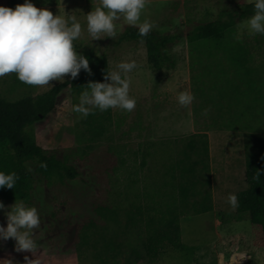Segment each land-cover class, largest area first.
<instances>
[{
  "label": "rangeland",
  "instance_id": "374dc122",
  "mask_svg": "<svg viewBox=\"0 0 264 264\" xmlns=\"http://www.w3.org/2000/svg\"><path fill=\"white\" fill-rule=\"evenodd\" d=\"M52 1L31 3L54 15L74 12L83 28L77 41L98 55L105 54L109 72L118 70L120 62H136L137 67L128 73L129 95L136 107L132 112L96 110L82 118L73 111L79 97L67 89L59 97L56 112L32 126L30 133L44 151L67 159L80 173L73 180L57 176L43 180L35 173V164L28 165L36 180L28 207H35L40 217L32 238L42 264H264V248L254 245L257 229L247 214L237 215L227 203L229 194L245 188L246 134L264 133V35L249 34L248 17L236 23L228 40L212 53L185 39L196 24L214 20L221 10L255 0H148L140 23L148 20L153 24L151 32L180 36L167 47L174 68L160 70L149 67L143 45L116 43L129 27L123 18L115 22V38L93 41L86 14L99 0ZM24 3L0 0V6L12 9ZM67 79L44 87L11 89L10 82L0 78V95L11 100L34 96ZM181 91L194 96L186 108L177 100ZM193 133H205L208 138L213 210L179 218L186 251L163 245L149 259L141 243L148 227L159 228L156 204L163 201L155 182L173 156L174 141ZM129 216H134L133 223H128ZM132 250L141 257L135 260ZM25 256L35 258L24 252L22 260L16 255L10 261L26 264ZM7 259L9 264L8 255Z\"/></svg>",
  "mask_w": 264,
  "mask_h": 264
},
{
  "label": "trees",
  "instance_id": "16d2710c",
  "mask_svg": "<svg viewBox=\"0 0 264 264\" xmlns=\"http://www.w3.org/2000/svg\"><path fill=\"white\" fill-rule=\"evenodd\" d=\"M53 2L56 0L51 3ZM252 15L254 2L240 4L230 10L223 9L214 20L196 24L185 39L189 45L205 46L204 51L212 53L223 41L228 40L236 23ZM179 38L176 34L161 35L155 32L141 37L138 28L129 26L117 36L116 43L134 42L143 45L149 67L160 70L174 68L175 62L168 55L167 47ZM141 40L144 42L141 43ZM74 47L89 60L91 75L82 69L76 79L68 77L66 81L34 96L26 95L11 100L0 95V172H15L19 177L13 189L0 188V202L5 205V209H10L15 202H23L26 207L31 204V193L36 180L29 164H35L34 171L43 180L54 176L60 180H73L80 175L78 169L67 159L44 151L30 133L35 123L56 112L59 97L65 90L80 97L87 90L86 84L89 82H105L104 74L109 72L108 57L105 54L98 55L92 48L77 40L74 41ZM2 80H8L11 89L30 87L20 82L15 74L6 75ZM100 127L94 130L97 135ZM243 147L245 188L236 193L239 206L235 212L237 215H248L250 224L258 233L254 245L264 248V133L246 134ZM209 161V145L205 133H193L174 141L173 156L163 164L158 176L160 181L155 182L158 190L156 193L163 200L156 204L160 212V226L147 228V235L141 243L145 257L153 258L163 245L178 252L187 250L180 240L179 218L213 210ZM42 163L46 167H40ZM256 172H259V179H254ZM132 196L137 198L136 193ZM98 208L108 212L104 207ZM134 220V216H129L128 223H133ZM0 226H7L4 209H0ZM15 244L13 239H0V264H6L7 255L9 260L16 255L22 260L24 252H17ZM131 255L135 260L141 257L136 250H132Z\"/></svg>",
  "mask_w": 264,
  "mask_h": 264
},
{
  "label": "clouds",
  "instance_id": "9594fccd",
  "mask_svg": "<svg viewBox=\"0 0 264 264\" xmlns=\"http://www.w3.org/2000/svg\"><path fill=\"white\" fill-rule=\"evenodd\" d=\"M147 4L148 0H99V4L86 14L87 32L93 41L104 36L115 38V22L123 18L129 26L138 28L139 36L146 37L153 28L148 20L140 23ZM245 24L250 35H264V0H255L254 15ZM82 34V25L74 12L66 16L54 15L47 8L36 7L31 0L16 5L15 9L0 6V78L15 74L24 84L44 87L54 81H63L66 76L76 79L82 69L91 75L89 60L74 47V41ZM136 67L135 61L120 62L118 70L105 72V82L86 84L87 90L81 93L73 111L82 118L96 110L103 112L119 108L134 111L136 100L129 95L128 73ZM177 100L186 108L194 96L181 91ZM207 111L203 114L207 115ZM40 167H46V164L42 163ZM18 178L15 172H0V188L13 189ZM254 179H259V172ZM227 203L232 210L239 206L235 194H229ZM0 209L5 210L7 218V226H0V239H13L17 252H30L35 258L25 256L26 264H42L37 256L38 245L32 238L33 230L40 226L37 209L26 207L23 202H15L10 209H5L0 202ZM9 264H12L10 260Z\"/></svg>",
  "mask_w": 264,
  "mask_h": 264
},
{
  "label": "crops",
  "instance_id": "0c3cea01",
  "mask_svg": "<svg viewBox=\"0 0 264 264\" xmlns=\"http://www.w3.org/2000/svg\"><path fill=\"white\" fill-rule=\"evenodd\" d=\"M238 119H240V118H238ZM246 128V127H245ZM248 128V127H247Z\"/></svg>",
  "mask_w": 264,
  "mask_h": 264
}]
</instances>
